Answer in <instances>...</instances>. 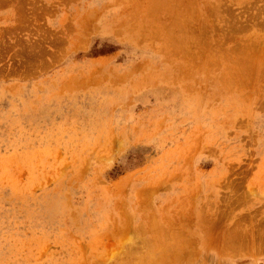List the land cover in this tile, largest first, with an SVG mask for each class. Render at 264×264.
<instances>
[{"label": "rangeland", "instance_id": "1", "mask_svg": "<svg viewBox=\"0 0 264 264\" xmlns=\"http://www.w3.org/2000/svg\"><path fill=\"white\" fill-rule=\"evenodd\" d=\"M163 1L0 0V264H264V0Z\"/></svg>", "mask_w": 264, "mask_h": 264}, {"label": "bare ground", "instance_id": "2", "mask_svg": "<svg viewBox=\"0 0 264 264\" xmlns=\"http://www.w3.org/2000/svg\"><path fill=\"white\" fill-rule=\"evenodd\" d=\"M160 1H163V0H160ZM164 2V1H163ZM157 3H158V1H157ZM159 4V3H158ZM166 4V3H165ZM164 6V5H163ZM183 22V21H182ZM190 37V36H189ZM184 47V46H183ZM247 48V47H246ZM233 51V50H232ZM241 52V51H240ZM232 57V56H231ZM263 60V59H262ZM213 61V60H212ZM246 63V62H245ZM231 68V67H230ZM247 68V67H246ZM235 69V68H234ZM233 70V69H232ZM238 70V69H237ZM230 73V72H229ZM231 74V73H230ZM244 75H245V73H244ZM226 82V81H225ZM229 82V81H228ZM221 83H222V81H221ZM226 84V83H225ZM228 85V84H227ZM232 86H234V85H232ZM228 87H231V86H228ZM243 97V96H242ZM167 235V234H166ZM123 247V246H122ZM136 249V248H135ZM235 249V248H234ZM126 255V254H125ZM124 255V256H125ZM126 257V256H125ZM132 264V263H131Z\"/></svg>", "mask_w": 264, "mask_h": 264}]
</instances>
